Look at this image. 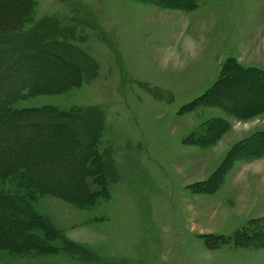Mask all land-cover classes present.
I'll list each match as a JSON object with an SVG mask.
<instances>
[{
    "label": "rangeland",
    "instance_id": "rangeland-1",
    "mask_svg": "<svg viewBox=\"0 0 264 264\" xmlns=\"http://www.w3.org/2000/svg\"><path fill=\"white\" fill-rule=\"evenodd\" d=\"M15 1H0V20L16 22L14 30L0 26L9 35L0 37L6 57L36 44L66 62L49 58L11 72L17 87L8 90L71 82L10 108L92 115L88 128L78 118L72 124L85 138L94 134L95 163L105 172L103 187L94 173V183L86 178L99 190L86 207L21 194L23 178L5 177L2 193H15L82 249L21 253L0 237V264H264V170L253 167L264 149L217 171L231 147L264 130V107L242 116L225 107L264 103V72L255 70L264 71V0H30L22 21L26 7L15 12ZM214 118L227 122L217 139L189 142ZM1 209L0 236L12 235ZM247 234L254 239L246 242Z\"/></svg>",
    "mask_w": 264,
    "mask_h": 264
},
{
    "label": "trees",
    "instance_id": "trees-1",
    "mask_svg": "<svg viewBox=\"0 0 264 264\" xmlns=\"http://www.w3.org/2000/svg\"><path fill=\"white\" fill-rule=\"evenodd\" d=\"M29 1L30 0H18L10 6L15 12L24 11L26 7L25 11L20 15V21L27 18L31 6L26 3ZM165 4L173 5L176 3ZM15 24L16 22L14 19L0 20V26L9 29V31L16 28L13 27ZM0 30L3 31V29ZM1 31L0 37H9L8 34L1 33ZM36 46V44L27 45L23 46L24 49L16 53L10 54L11 51L8 52L12 57H6L3 46H0V94L2 95L0 100V163L1 165L4 164L3 167H0L2 168L0 169V185H3V179L5 177H8L7 179H11V181L15 180L17 184L18 179L23 178V181H20L23 185H17V188H15L17 191H21V194H28L30 190L33 192L35 191V194L44 192L48 195L50 194L66 199L77 206L86 207L92 203V194H96L97 191H99L97 189L95 190L96 192L93 190L91 191V189L87 187L90 183L86 182V178L89 177L92 183H94L95 177L103 179L105 168L103 164L98 165L95 163V159H97L98 156L95 148L97 140L93 137L94 134L91 133L89 138H85L82 136L83 134L80 130L72 123L78 118V121L88 128L90 126L85 122L88 119L91 120L92 115H75L72 109L66 114L61 111L55 113L51 111L48 106L34 109L24 108L21 110L10 108L11 103L15 99L28 94L56 91L60 86L68 85L71 82L68 80L66 83L53 88L48 86L45 80L38 82L34 81L32 83L27 81L29 85L25 83L26 88L24 89H27L25 93L28 94L8 90L17 87L14 80L15 76L11 74V72L19 70L20 68H23L26 72L28 70L32 71L30 64L33 65L32 63L34 62L36 63L49 58L56 61L62 60L63 62L64 59L59 53L53 51L47 52L45 50L39 51L36 49L40 48H36ZM29 47L30 49H28ZM69 63L70 64H66L70 67L71 72L75 71L76 73V65L71 62ZM255 70L264 72L262 70L259 71L257 68ZM15 74H17V72ZM261 75L264 77V73ZM1 77L8 78L2 82ZM59 79H64V77H59ZM51 81H53V83H58L54 78L51 79ZM35 83L36 85L41 84V88L37 89V87L33 86L34 90H32L33 88L30 87ZM217 93H219V91H217ZM223 99H225L224 96ZM218 102L224 105L220 98ZM250 102L253 105L245 111L237 110L232 102H229L227 106L225 104V107L240 116L257 113L259 108L262 107L263 109L264 107V103L261 99H251ZM204 124L206 126L203 127V130L198 132L199 135L192 136L189 142H196L199 145L208 144L210 141L217 139L215 136H218L220 130L227 127L226 120L222 118L207 120ZM198 137H200V139ZM197 138L199 140H197ZM66 142L68 147L66 146ZM46 144L50 146L44 148ZM60 147L66 150V155H64L65 153H63V151L60 153L62 155L61 158L58 157L59 155L57 156L56 153V150ZM45 149L47 151H45ZM260 149H262L261 151L264 149V130L255 132L247 139L246 143H238L234 147H231L222 160V163L217 168V171L218 169H227L240 157L257 155ZM53 151H55V153ZM32 169L43 171L37 176V174L32 172ZM93 173L94 178H91L90 175ZM75 176L76 178H80V180L77 183L73 182V185H71L69 179ZM103 182L104 179L100 181V187H103ZM19 200L20 198L15 197V193L6 194L0 191V208L3 210V216L12 220L14 226V233L12 235L0 236L1 238L4 237V240H6V238L9 239V249L21 253L34 252L37 254L54 253L59 251V249L68 252L73 251L74 248L82 249L79 244L66 239L62 232L56 229L49 221H44L40 215H37L29 208L21 206ZM260 227L264 229V223ZM237 236L238 235H236V237ZM245 237L247 242L254 239L255 235L247 234ZM54 241L61 243V245L58 246L52 243Z\"/></svg>",
    "mask_w": 264,
    "mask_h": 264
},
{
    "label": "crops",
    "instance_id": "crops-1",
    "mask_svg": "<svg viewBox=\"0 0 264 264\" xmlns=\"http://www.w3.org/2000/svg\"><path fill=\"white\" fill-rule=\"evenodd\" d=\"M263 161H264V157H259L258 162L256 164H254L253 167H257V165L258 166L260 165L258 168H260L263 171L264 170V162ZM262 173H264V172H262Z\"/></svg>",
    "mask_w": 264,
    "mask_h": 264
},
{
    "label": "bare ground",
    "instance_id": "bare-ground-1",
    "mask_svg": "<svg viewBox=\"0 0 264 264\" xmlns=\"http://www.w3.org/2000/svg\"><path fill=\"white\" fill-rule=\"evenodd\" d=\"M22 7V6H21ZM261 105V104H260Z\"/></svg>",
    "mask_w": 264,
    "mask_h": 264
}]
</instances>
